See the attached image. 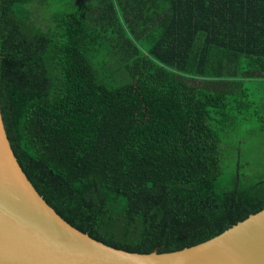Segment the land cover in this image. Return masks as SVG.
I'll list each match as a JSON object with an SVG mask.
<instances>
[{
  "label": "trees",
  "instance_id": "16d2710c",
  "mask_svg": "<svg viewBox=\"0 0 264 264\" xmlns=\"http://www.w3.org/2000/svg\"><path fill=\"white\" fill-rule=\"evenodd\" d=\"M0 109L74 228L140 254L204 242L264 208L248 162L222 178L235 125L264 134V0H0Z\"/></svg>",
  "mask_w": 264,
  "mask_h": 264
},
{
  "label": "water",
  "instance_id": "95a60500",
  "mask_svg": "<svg viewBox=\"0 0 264 264\" xmlns=\"http://www.w3.org/2000/svg\"><path fill=\"white\" fill-rule=\"evenodd\" d=\"M0 264H264V208L181 250L115 249L71 226L39 195L13 153L0 109Z\"/></svg>",
  "mask_w": 264,
  "mask_h": 264
},
{
  "label": "rangeland",
  "instance_id": "374dc122",
  "mask_svg": "<svg viewBox=\"0 0 264 264\" xmlns=\"http://www.w3.org/2000/svg\"><path fill=\"white\" fill-rule=\"evenodd\" d=\"M259 125L256 120H250L240 128L238 124L235 125L233 141L223 156L224 181L235 173L238 160L248 162V165L240 169L245 182H251L264 175V134L262 136L261 131L257 130Z\"/></svg>",
  "mask_w": 264,
  "mask_h": 264
}]
</instances>
